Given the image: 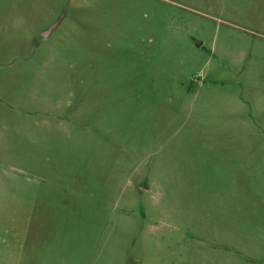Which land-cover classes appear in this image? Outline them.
Listing matches in <instances>:
<instances>
[{
	"label": "rangeland",
	"instance_id": "1",
	"mask_svg": "<svg viewBox=\"0 0 264 264\" xmlns=\"http://www.w3.org/2000/svg\"><path fill=\"white\" fill-rule=\"evenodd\" d=\"M0 264H264V0H0Z\"/></svg>",
	"mask_w": 264,
	"mask_h": 264
},
{
	"label": "water",
	"instance_id": "2",
	"mask_svg": "<svg viewBox=\"0 0 264 264\" xmlns=\"http://www.w3.org/2000/svg\"><path fill=\"white\" fill-rule=\"evenodd\" d=\"M59 20L57 22H55L54 24H52L47 30L42 31V35L43 36H49L51 34V32L53 31V29L58 25Z\"/></svg>",
	"mask_w": 264,
	"mask_h": 264
}]
</instances>
